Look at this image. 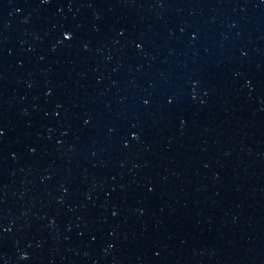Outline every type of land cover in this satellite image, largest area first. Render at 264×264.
<instances>
[{
  "label": "water",
  "instance_id": "water-1",
  "mask_svg": "<svg viewBox=\"0 0 264 264\" xmlns=\"http://www.w3.org/2000/svg\"><path fill=\"white\" fill-rule=\"evenodd\" d=\"M0 264H264V0H0Z\"/></svg>",
  "mask_w": 264,
  "mask_h": 264
}]
</instances>
